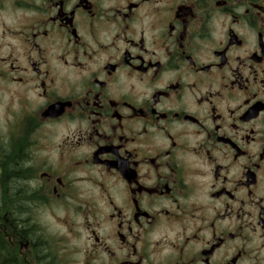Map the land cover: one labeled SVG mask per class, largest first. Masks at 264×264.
<instances>
[{
	"label": "clouds",
	"instance_id": "obj_1",
	"mask_svg": "<svg viewBox=\"0 0 264 264\" xmlns=\"http://www.w3.org/2000/svg\"><path fill=\"white\" fill-rule=\"evenodd\" d=\"M0 264H264V0H0Z\"/></svg>",
	"mask_w": 264,
	"mask_h": 264
}]
</instances>
